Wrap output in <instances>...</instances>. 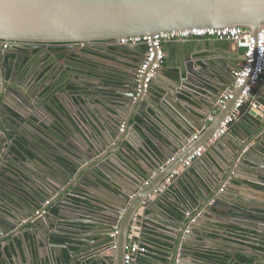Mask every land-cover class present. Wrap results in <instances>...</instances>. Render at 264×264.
<instances>
[{"label":"water","instance_id":"1","mask_svg":"<svg viewBox=\"0 0 264 264\" xmlns=\"http://www.w3.org/2000/svg\"><path fill=\"white\" fill-rule=\"evenodd\" d=\"M227 26H241L257 34L264 27V0H0V45L5 42L12 47L29 46L47 50L60 44L70 51L81 52L84 47L100 48L110 56H117L112 51L113 46L128 47L118 43L121 38ZM190 41L167 43L179 50V59L175 63L169 61V66L173 68L172 75L175 76L171 78L179 82L187 80L192 89L211 91L213 100L206 103L211 107L209 114L202 113L208 116L218 105L222 92L234 83L238 67L232 62L233 57L229 56L228 40L220 41L222 49H215V55L203 59L202 66L196 63L195 55L187 58L186 45ZM168 46L165 49L167 51L170 50ZM143 55L145 57V52ZM143 60L131 58L127 64L129 69L125 68L127 74H121V78H117L120 74L107 70L111 74H105L104 78L99 76L103 82L113 83L106 89L118 91L122 88L123 92L118 93V97L108 98L96 91L95 94L90 93V97L88 94L83 96L85 108V104L90 106L94 102L98 103V114L93 112L88 115L91 121L101 123V127L94 131L87 126L89 131H80L83 139H79V142L75 130L70 132L63 128L47 132L30 121L31 117L41 120L42 113L49 112V103L59 108L51 97L46 104H37L31 101V92H28V98L24 91H16V99L21 104L16 101L1 107L0 120L4 131L0 129V156L6 162L0 168V227L7 229L8 235L5 238L0 230V243L11 237L7 241L15 245L16 257L22 258L20 250L24 247L18 242L13 243V240L24 237L25 246L32 250L33 256L34 250L37 252L42 264H45V260L49 264H56L57 255L47 254L44 247L56 245L57 252V246L65 245L54 243L52 236L58 233L55 231H60V226L56 224L65 220L73 229L78 228L77 241L83 244L81 250L85 249L89 253L101 251L99 254H102L113 248L116 249V264H126L127 246L131 247L136 242L129 238L132 227H139V244L148 247L150 245L145 240L147 231L159 232L162 226L157 222L163 216L178 225L176 235H172L175 249L169 254L173 256L175 264H181L182 260H177L178 249L181 248L180 254L186 257V244L192 243V247H196L200 246V241L207 243L210 240L209 233L216 231L212 224H218L216 221H207L208 225L203 227L199 223L202 221L199 218L202 212L182 217L176 208L171 212L166 209V213L157 207L161 200L167 207L170 204H166V201L177 204L178 198L190 193L199 199H211L206 204L210 206L211 212L203 213L205 217H211L221 204L216 198L221 196L224 199L225 196L227 200H232V204L238 203L246 210L234 211L236 216L264 218L263 214L254 209L252 211L243 201L239 202V199L246 200L245 193L249 188L255 189V179L264 182L262 177L259 178V175L264 174V107H252L253 98L243 106L240 117L228 130L237 127L246 134L248 140L244 139L238 145L235 143V149L224 152L226 134L208 144L213 132L233 108L239 95L237 92L212 124L200 129L202 134L199 142L190 144V132L195 124L177 109L173 100L181 101L177 92L166 83L162 84L160 92L153 87L154 82L160 80V74H163L164 68L160 69L159 77L152 81L149 92L153 97L150 98L158 99L159 110L176 124L179 123L177 117L185 122V127L181 128L187 142L179 145L170 143L167 147L162 144L165 148L162 157H151L153 152L139 141L141 137L136 139L135 135L128 136L132 119L140 125L139 119L155 125H159L157 120L163 122L156 113L154 117L149 116L148 121L143 118L144 113L153 109L150 104L155 103V100L146 97L147 94L137 96V75ZM105 111L108 118L103 122ZM125 123L127 129L122 131ZM23 130L27 133H23ZM193 131L195 133V129ZM6 134H12L13 138L9 140ZM150 137L153 138L152 135ZM257 140L258 143H253ZM12 144L20 154L13 151ZM202 145L208 148L184 172L174 174ZM211 150L215 151L216 156ZM145 155L159 164L158 173L157 169L149 165ZM19 156H23V159ZM173 174L172 182L161 190L166 179ZM50 198L53 204L49 212L37 216L36 212ZM62 198L69 203H64ZM75 198H79V201ZM77 210L85 213L76 216L73 213ZM229 210L232 211V208ZM72 217H75L74 220ZM46 223L52 226V231L54 228L51 234L42 230ZM24 225H31L32 229L23 231ZM217 241L224 243L226 240L217 237ZM204 245L201 246L206 249ZM231 245L246 251L253 249L243 242L234 241ZM42 249L45 250L44 255ZM139 258L140 255L135 254L132 264H139ZM2 260L5 264H13L4 254ZM188 261L202 264L194 257L191 260L188 258Z\"/></svg>","mask_w":264,"mask_h":264},{"label":"crops","instance_id":"2","mask_svg":"<svg viewBox=\"0 0 264 264\" xmlns=\"http://www.w3.org/2000/svg\"><path fill=\"white\" fill-rule=\"evenodd\" d=\"M212 42V43H211ZM168 44H165V49L167 48ZM117 56H110L108 55L107 58L101 59V58H95V62L98 64L97 72L98 74H78L75 72H69V74H66L65 78H62L63 74H43L42 77H40L41 74H37L35 79V85L38 86L41 79H47L46 80V88L50 86L51 84H57L59 81H63L57 84L56 89H52L51 91L44 92L46 89H42L39 86L35 88L31 95L33 98H31V101L33 103H43V100L45 98L51 97L54 99V101L59 105L58 107L53 106L50 104L47 106L49 109V112L42 113L41 120H38L36 117H31L30 121L33 125L36 127H39L40 129L44 131H51L52 129L59 131L63 128H67L68 131L73 132L74 130L76 132V137L81 141L83 139L82 134L84 129H87L88 127H92L94 130H98L97 127H101V123L98 121H91V118L89 117V113H97V105L98 103L94 102L93 104H85L87 108L84 107L82 94H76L74 97L71 96V98H67L68 102L66 103V96H63L66 91H68V85H73V89L79 88L80 79L83 78L85 82H82L80 84V88L86 87L87 92L91 93H100L104 94V96L109 97H118V93L122 94L123 90L120 88L118 91H114L113 89H106L105 87L108 85H113L111 82H103L99 76L104 78L105 74H111L107 71H112L113 74H120L119 77L121 78V74H127L126 69H129L128 63L131 61V58H145L142 51V49L139 46H128L126 48H118L116 47ZM168 49L166 50V57L162 64L161 69L164 68L163 74H160V80L157 82H154L153 87L156 91L160 92L162 90V84L166 83V85H170L173 87V89L176 91L177 95L180 97L181 101L179 102L177 99H173L174 103L179 109L180 113L183 112L188 116L193 123L195 124V133L192 130L190 132L191 139H189L190 144L199 142V138H201V131L204 127H209L212 122L214 121L215 117L220 113L221 110L224 109V107L215 105L212 112L208 116H204L202 113H208L211 109V107L207 106V102L212 101L213 97H211V91H206L202 89H192L189 87L187 83V80L178 81L172 80V78L175 76L172 75L173 68L172 66H169L170 62H176L177 59H179V50L175 47V45L169 44ZM215 49H222L220 40L216 39H209V38H200V39H193L190 41V44L186 45V52H187V58H191L195 55L196 63L199 66L203 65V59L206 57H211V55H215L213 51ZM229 56L233 57L232 62L236 65V67H239L242 62V55L243 50L240 48H237L233 43H230L229 47ZM48 53V52H47ZM217 56H221V54H216ZM170 58V59H169ZM111 63L110 66H108V63ZM49 65L55 64L57 65V71L60 69L62 71L63 68L66 67L67 61H58L55 58L54 54H51V58L49 60ZM65 64V66H64ZM54 65V67H55ZM64 66V67H63ZM107 70V71H106ZM175 70V69H174ZM48 75V76H46ZM40 77L41 79L37 81V77ZM48 77V78H47ZM159 77V76H158ZM172 77V78H171ZM106 78V77H105ZM28 81H31L29 79ZM178 84L180 86H178ZM184 87V88H183ZM94 88V90H92ZM258 88V89H257ZM255 89L257 91L255 93L252 92V95L250 97L253 98L252 107L254 106H263L264 107V82H262L260 85H258ZM254 89V90H255ZM70 90V89H69ZM253 90V91H254ZM179 91V92H178ZM94 93V94H95ZM223 93V92H222ZM111 95V96H110ZM256 96L258 99H256ZM64 97V98H63ZM90 97V96H89ZM148 99L155 100L154 104H150V106L153 107V109H150L149 112L143 114V118L145 121H148L149 116L154 117L155 113L159 114L162 117L163 122L157 120L159 125H155L154 123H145L143 120H140V124H136L134 122V119L131 120L129 137L135 135L136 139H139L143 144L145 143L146 146L151 150V157H162V150L165 149L163 145L166 147L169 146L170 143L174 145H179L181 143H186L187 139L184 136L183 129L181 127H185V122L183 120H180V117H177V121L179 122L176 124V122L169 119L164 113H162L159 110L158 107V99L156 98H150L153 97L151 92L147 93L146 96ZM73 98V99H72ZM62 99V100H61ZM247 103V102H246ZM44 104V103H43ZM214 104V102H213ZM113 106V105H112ZM188 106V107H187ZM114 108L117 106H113ZM113 110V109H112ZM243 112V108L242 111ZM106 115V118H102L103 122H106L108 115L107 111L104 112ZM126 125V126H125ZM148 126V127H145ZM127 129V123L122 125V131H125ZM135 129V131H132ZM94 130V131H95ZM89 131V130H88ZM250 134H252L251 131L247 130ZM23 133H27L23 130ZM197 134V137L193 138ZM7 135V134H6ZM74 135V134H72ZM150 135L153 136V138L150 137ZM12 134H8L7 137H12ZM198 139V140H197ZM244 139H247L246 134L244 132L240 131L237 127H234L230 131L227 130L225 135V142H224V152L225 151H231L233 148L235 149L234 144L237 145L241 143ZM64 142L65 140H61ZM253 143H258V140ZM207 146V145H206ZM69 147H67L68 149ZM208 147H206L207 149ZM205 149V150H206ZM148 150V149H147ZM204 150V151H205ZM218 150H221L218 147ZM212 154L216 156L215 151L211 150ZM150 153V151H149ZM34 156V154H32ZM147 158V161L150 163L154 169L156 170V173L159 171V164H156L155 160L150 158V156L145 155ZM20 157V156H19ZM23 159V156L20 157ZM254 158V157H253ZM1 160V159H0ZM209 164V162H207ZM33 164V163H32ZM35 165V164H33ZM148 164H145L146 168L150 169ZM186 169H183L182 172H184ZM181 172V173H182ZM155 173V174H156ZM1 177V176H0ZM262 177L264 180V174L259 175V178ZM167 180V179H166ZM256 183L254 185L255 189H248L245 193L246 200L239 199V202L245 203L250 208L256 210V212H260L264 215V182L261 183L258 181V179H255ZM166 182V181H165ZM164 182V184H165ZM163 184V185H164ZM162 185V186H163ZM262 189V190H261ZM222 195V194H220ZM224 196V195H222ZM153 199L155 197H152ZM202 198V197H201ZM216 198V197H215ZM178 203L173 205L172 203H169L166 201V204H170L172 207H167L165 205V202L161 200L157 207L165 211L166 213L168 211L174 210L176 208V211L180 213V215L183 216H191V215H197L198 213L202 212L199 218L202 219L201 222H199L203 227L208 222L216 221L218 224H212V226L215 228L216 231L209 233L210 240L206 241L207 243H204L203 241L199 242L200 246L192 247V243H187L185 247V253L186 257L181 256V248L178 249V257H180L182 260L181 264H191L188 261L191 260L193 256H195L196 252L198 251H204L206 249H202L203 247L201 245L205 244V248H218V247H224V245L229 246L231 245V241L233 239L238 240L243 243H247L253 247L251 250H243L241 252V255L249 256L254 261L253 264H256L259 261V257L263 259L262 264H264V218L261 219H253V218H247V217H239L236 216L234 211L237 210H244L246 211L241 205L238 203L232 204V200L228 199L224 196V199L221 198V196L216 198V201H220L221 204L217 206L216 212L211 215V217H205L203 216V213H209L210 206H206L207 202L211 199L203 198L199 199L194 194H188V196L183 195L182 197L178 198ZM64 203H69L68 201L64 200L62 198ZM76 201H79V198H75ZM208 200V201H207ZM253 201V202H252ZM42 204V203H41ZM45 207V204H44ZM208 207V208H207ZM229 208H232V211L229 210ZM168 211H167V210ZM209 210V211H208ZM41 211V210H40ZM57 212V210H55ZM82 213H85L84 211L77 210L75 211L76 216L82 215ZM251 213V212H250ZM72 217L71 219L74 220ZM77 218V217H76ZM158 224L162 226V228H159V232H153V231H147L146 234V241L149 243L150 246L148 248L151 249L153 252V260H155V264H175L173 261V256L169 254L170 251H174L175 245L172 243L174 238L172 235H176L178 230V225L176 222H173L169 217H163L161 216V219L158 220ZM53 225H55V222H53ZM57 226H60V231L55 235H52L54 237V243H63L65 245L63 246H57L59 251H55L56 245H48V247H44L47 250V254L51 255H57L55 258L56 264H116V249L110 248L106 251H103L102 254H99L101 251H96L93 253H89L85 249L81 250L83 247L82 242L77 241L78 239V228H72L73 226L67 224L65 220L59 221V224H56ZM52 226H50L49 223H46L42 227L43 231L51 232L53 231L51 229ZM32 229L31 225H24L23 231ZM0 230L2 231V234H4L5 238L8 235V231L5 228L0 227ZM77 231V232H76ZM139 232V231H138ZM263 234V235H261ZM29 236V234L27 235ZM46 236V235H45ZM140 233L137 234L135 237V240L137 243L140 241ZM139 237V238H138ZM217 237H224L226 240L224 243L217 241ZM58 238H66L65 242H61L57 240ZM7 240H11V237H7ZM4 240L3 244L0 243V262L1 264H5L2 260V255L4 254L6 258L11 260V263L13 264H42L41 259L39 258L37 252L34 250L35 256H33L32 250L25 246V239L24 237L15 238L13 240V243L18 242L22 247L21 257H16V247L14 244H9V241ZM3 241V240H2ZM69 244V246H67ZM201 247V249H200ZM42 249V255H44L45 250ZM209 250V249H208ZM59 255V256H58ZM61 255V256H60ZM247 256V257H248ZM259 256V257H258ZM262 256V257H261ZM47 262V263H46ZM259 262V263H260ZM45 264H49V261L45 260Z\"/></svg>","mask_w":264,"mask_h":264},{"label":"built area","instance_id":"3","mask_svg":"<svg viewBox=\"0 0 264 264\" xmlns=\"http://www.w3.org/2000/svg\"><path fill=\"white\" fill-rule=\"evenodd\" d=\"M198 38H209L220 41L228 40L237 48L243 50L242 62L235 70V81L230 88L221 94L218 105L224 107L230 100L236 97L237 92H239V95L229 114L221 121L218 128L209 138L208 144H212L226 134L231 124L240 117L242 108L250 99L253 90L264 82V27L257 34H253L247 28L241 26L192 28L181 31L160 32L154 35L125 37L119 39L118 43L127 46H136L138 44H144L146 46L145 58L138 69L137 75V96H141L149 92L152 81L159 75V71L166 57L165 44L172 41ZM195 137H197V134L193 136V138ZM206 147V145L200 146L185 160L183 165L174 174L179 175L183 169L191 166L194 159L199 157ZM174 174L167 178L161 190L165 189L172 182ZM45 212V209H42V213ZM138 229L139 227L137 226L132 227L129 233L131 240H134L139 233L137 231ZM127 249L128 252L125 255L126 264L133 263L135 254L142 255L148 253V247L137 242H134L131 247L127 246ZM180 259L178 257L177 260Z\"/></svg>","mask_w":264,"mask_h":264},{"label":"flooded vegetation","instance_id":"4","mask_svg":"<svg viewBox=\"0 0 264 264\" xmlns=\"http://www.w3.org/2000/svg\"><path fill=\"white\" fill-rule=\"evenodd\" d=\"M51 48L47 50H41V49L29 48V46L12 47V46H9V44L5 42L2 45H0V109L3 105H8V104L12 105L16 103V101L20 103V101L16 99V95H17L16 91H24V93H26V96L29 98L28 92L32 93V91L38 86L42 88L43 90L46 89L45 84H46L47 79L45 78L41 79L40 77H42V75L45 73L47 69L55 65L54 63L51 65H49L48 63L51 58V54H50ZM55 67H57V65H55ZM37 74H41L40 77L39 76L37 77V81L41 79L38 86L35 85V79H36ZM29 79H31V81H28ZM82 82H85L83 78L80 79V84ZM80 84H78L79 88H76V89H73V87H70V86L68 87V91H66L63 95V96H66V98L63 97L66 100V103L68 102V99H67L68 97L69 98H71V96L74 97L76 94H82V95L88 94V97H89V94L91 92L90 91L87 92L88 90L86 87L81 86L80 88ZM44 92H46V90ZM47 100H48V97L43 100V103L46 104ZM10 109H12L11 106H10ZM1 121L2 120H0V129L1 131H4V127L1 126L2 125ZM11 138H13V136ZM11 148L13 149V151H16L13 144ZM16 152L20 153L18 151ZM0 159H1L0 160V168H1L2 164L5 163L6 160L4 158L2 159L1 156H0ZM44 204L46 207L43 206L42 209H45L46 212L43 215L47 214L49 212V209L52 207V204H53L52 199L51 198L47 199L44 202ZM233 240L240 242L235 239ZM234 241H231V243ZM242 251L243 250H241L240 248L234 245H229L227 247L226 246L218 247V248H211V247L208 248L207 247L206 250L198 251V252H210V253L216 254L217 257L212 256L210 257L211 260H202L196 256L197 252L195 256L193 257L198 262H201L202 264H224V258L227 256L231 257V259H233L234 262H238L239 256H241ZM212 258H214L215 260L213 261ZM259 260L263 262V259L260 257H259ZM260 261H258L256 264H262ZM253 262L254 261L252 260V264Z\"/></svg>","mask_w":264,"mask_h":264},{"label":"trees","instance_id":"5","mask_svg":"<svg viewBox=\"0 0 264 264\" xmlns=\"http://www.w3.org/2000/svg\"><path fill=\"white\" fill-rule=\"evenodd\" d=\"M57 45V46H56ZM50 49V54H54L55 58L59 61H67V67L63 68L62 71L60 69L57 71V67L51 66L49 69L45 71L44 74H63L62 78L66 77V74L69 72H75L78 74H98L97 67L98 64L95 62V58L105 59L108 57V54L103 52L100 48H88L84 47L81 52L78 51H70L67 50L64 46H59L60 44H56ZM142 51H146V46L144 44H138ZM116 47H112V51H116ZM47 72V73H46ZM63 82L59 81L58 83ZM57 83V84H58ZM57 84H51L46 88V92L51 91L52 89H56ZM73 87V85H68ZM16 151L19 152L18 149L15 148ZM20 154V153H19ZM57 240L61 242H65L66 238H58ZM153 252L150 248H148V253L140 255L139 264H155V260H153ZM196 256L202 260H211L210 257H217L216 254L210 252H197ZM214 261L215 259L212 258ZM240 261V262H239ZM252 264V258L247 257L245 255L239 256L238 262H234L231 257L224 258V264Z\"/></svg>","mask_w":264,"mask_h":264},{"label":"bare ground","instance_id":"6","mask_svg":"<svg viewBox=\"0 0 264 264\" xmlns=\"http://www.w3.org/2000/svg\"><path fill=\"white\" fill-rule=\"evenodd\" d=\"M48 204H50V203H48ZM46 207V206H45ZM39 211V210H38ZM38 211L36 212V214H37V216H41V214H44V213H42V210L40 211V213H38ZM134 240H135V238H134Z\"/></svg>","mask_w":264,"mask_h":264},{"label":"rangeland","instance_id":"7","mask_svg":"<svg viewBox=\"0 0 264 264\" xmlns=\"http://www.w3.org/2000/svg\"><path fill=\"white\" fill-rule=\"evenodd\" d=\"M198 39H200V38H198ZM145 52V51H144Z\"/></svg>","mask_w":264,"mask_h":264}]
</instances>
